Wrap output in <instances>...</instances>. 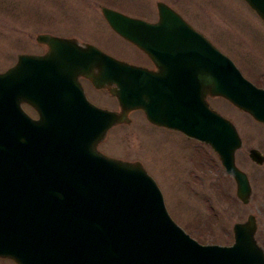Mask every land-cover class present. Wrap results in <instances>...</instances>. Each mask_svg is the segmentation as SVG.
<instances>
[{"label": "water", "instance_id": "1", "mask_svg": "<svg viewBox=\"0 0 264 264\" xmlns=\"http://www.w3.org/2000/svg\"><path fill=\"white\" fill-rule=\"evenodd\" d=\"M245 2L264 22V0ZM101 11L110 28L137 47L150 37H184L192 45L185 57L194 62L189 98L172 99L167 115L158 108L154 74L93 44L38 34L35 40L49 52L20 55L17 66L0 72V254L24 264L14 240L4 244L10 241L6 237L18 235L31 264H264L254 215L233 224L231 244L200 243L170 216L162 191L141 164L106 156L96 147L110 127L127 122L129 110L141 109L150 122L208 144L232 177L236 198L246 204L252 189L235 163L239 133L199 96H222L264 123V90L253 88L227 55L162 3L156 23L107 7ZM26 62L33 65L34 90L56 92L51 109L36 97L33 101L29 83L15 79ZM77 76L96 88L112 85L121 110L89 101ZM22 101L40 118H30ZM248 156L264 164L258 149L251 148Z\"/></svg>", "mask_w": 264, "mask_h": 264}, {"label": "rangeland", "instance_id": "2", "mask_svg": "<svg viewBox=\"0 0 264 264\" xmlns=\"http://www.w3.org/2000/svg\"><path fill=\"white\" fill-rule=\"evenodd\" d=\"M106 1L105 6L129 14L143 12L148 8L143 1L150 4L153 0ZM162 1L179 11L235 64L237 61L241 66L253 64L256 57L262 55L259 51L264 53V23L244 0ZM102 3L105 0H0V71L8 69L15 61L16 53L22 51L16 50L20 42L26 47L24 50L43 52L45 45L38 43L35 37L51 32L70 34L118 59L139 63L140 55L103 20L98 7ZM257 62L264 66V61ZM86 86L88 97L95 103L101 105L109 100L105 92H97L85 83ZM213 103L235 124L242 140L235 158L251 184V196L246 204L236 198L234 181L222 172L210 147L207 148L209 163L203 178L199 172V179L191 183L180 180L178 167L183 164L189 169L192 167L184 149L191 155L192 152L195 154V147L188 142L184 147L180 135H163L147 124L142 127V132L138 131L137 119L145 124L140 112L132 113V123L122 129L114 128L110 137H125L122 143L116 139L117 150L129 145L142 148V158L149 164L147 170L161 189L169 214L191 237L200 243L229 245L233 242V224L252 214L257 222L255 237L264 249V164L254 165L247 157L251 148L264 154V125L226 102L215 100ZM112 104L116 107L115 99ZM143 165L146 167L145 163Z\"/></svg>", "mask_w": 264, "mask_h": 264}, {"label": "flooded vegetation", "instance_id": "3", "mask_svg": "<svg viewBox=\"0 0 264 264\" xmlns=\"http://www.w3.org/2000/svg\"><path fill=\"white\" fill-rule=\"evenodd\" d=\"M102 1H104V0H102ZM106 2L107 1L105 0V3L98 4L99 5L98 7L100 9L102 17H103V14L101 11V7H107V6H105V4H107ZM143 3H145L148 6V8H147L148 11H146L147 10L146 9L143 12L137 11L138 13H129V14H127V13L125 14L123 12H121V13H123L129 17L141 19V20L149 22V23H156L159 21L158 5L162 3L166 6H168L171 10L178 13L180 16L182 15L179 11H177L171 5H169L168 3H166L162 0H153V1H150V4L147 2H144V1H143ZM107 8H110V7H107ZM153 8L155 10H153ZM110 9H113V8H110ZM113 10H115V9H113ZM116 11H118V10H116ZM131 11H133V10H131ZM128 12H130V11H128ZM154 16H156L155 19H153V20L148 19V18L154 17ZM103 20L108 25V23L106 22L104 17H103ZM52 33H54V32H51L48 34L59 36V37H64L67 39H71V40L75 41L80 46H83V44L85 43L83 41H79L76 37L71 36L70 34L63 33L61 35H57V33H55V34H52ZM39 34H41V33H39ZM175 38L176 37H154V38L150 37V39H148V40L145 39L143 41L142 47H137L133 43H131V42H129V41H127L121 37V39L123 41H125L130 46H132L134 48V50L140 55V60H139L140 62L139 63H134V62H129V63L140 66V67L144 68L147 72L154 74L153 81L157 87L156 88V101H157V104L160 106L158 108H159V110L162 109L167 115H169L172 111V110L170 111L171 100L172 99L177 100L178 98H180L182 100H185V99L188 100L189 95H190V93L188 92V89L192 88V86L194 85V83H191L193 80V76L188 72L190 69L189 65L193 66L194 62L192 60L191 61L188 60V58L185 57V55L188 51V47L192 46V45L184 37H180V41L174 40ZM205 38H207L209 41H211L209 39V37H205ZM43 45H45V44H43ZM144 46L146 47V49L143 48ZM24 48H26V47H24L22 42H20V44L18 45L16 50L22 49V51H19L16 53V59L11 64L10 67L17 66L18 57L20 55H45L49 52L47 45H45L44 51L40 52V53L33 52L30 49L24 50ZM148 51L153 53V55L155 56V61H153L151 59ZM259 53H261L262 55L258 56L256 58L261 63L262 61H264V53H262L260 51H259ZM121 60L128 62V60H125V59H121ZM257 60L255 62H253V64H246L245 63V66H241L240 63L237 61L236 66L239 69L242 76L246 80H248L251 84H253V88H260V89L264 90V66L259 65ZM189 62H190V64H189ZM32 68H33V65L26 62V65H24L20 68L22 71L15 74V79L16 80H19V79L24 80V81H26V84L29 83L27 85V86H29V91H28L29 95L32 98L36 97L37 100H41L40 103L45 105L47 109H51L49 104H50L51 99L54 98V95H56V92H51L49 87H46V88L42 87V89L34 90L35 82H34V74H33ZM193 68H194V66H193ZM5 70H7V68L0 71V72H3ZM93 73L96 74V73H99V71L93 70ZM41 80H42V78H41ZM77 81L80 83L81 87L84 89L85 95L88 98V100L91 101L93 104H95L101 108L107 109V110H112V111H120L121 110V108L118 104V101L110 93V88L113 87L112 85L105 84V86L102 88H96L92 84V82L84 76H77ZM85 83L90 85L97 92H105V94H106L105 97H106V99L108 98L109 100L106 101L105 103L101 104V105L92 101L87 95V92L85 89V88H87V86L85 87ZM36 85H39V83L37 82ZM198 86L201 88L206 87V85H204L203 83L202 84L198 83ZM256 94H257V92L253 91V98L254 97L256 98ZM199 97L207 103L208 108L215 111L216 113H218L222 117H225V116H223L218 111V109L214 106L213 101L219 100V101L226 102L229 105L234 106L231 102H229L226 98H224L222 96H211V95L207 94V95H204L203 97L202 96H199ZM113 99H115V101H116V104H117L116 107H113V104H112ZM33 101H35L34 98H33ZM164 104H165V106H164ZM20 105L30 118H32L34 120H37L40 118L38 111L30 103L22 101L20 103ZM234 107L237 108L236 106H234ZM134 112H140L142 114L144 121H145V124H142L137 119L138 125L140 126V129L138 131L142 132L144 129L142 127L147 124V125H149V127H151L150 129L159 130L163 133V135L164 134L167 135L169 133L180 135V137L183 139V141L185 143L184 147L188 146V143H191L195 147V154L192 152L191 155L188 154V151L186 148L184 149L185 156L188 158L189 163L192 164L191 165L192 167H191V169H189L184 164L180 165L178 167V171L180 173L178 178L180 180L184 181V183H186V184L191 183V181L199 179V175H198L199 172H201V175L203 178V174H204L205 170L208 168V163H209V159H208L209 152L207 150V148L209 149V145H207V144H205L199 140H196L194 138H190L178 130H174V129L168 128L166 126L154 124V123L150 122L147 119L143 110H141V109L129 110L127 112V115H126V117L128 119L127 122L117 123L107 130L104 137L97 142L96 147L100 152H102L103 154H105L107 156L118 158V159H121L124 161L140 163L143 167H144L143 163H145L146 167H144V168L146 170L149 168V164H147V160L142 158V156H143V153L141 152L142 148H140L139 146L133 147L132 145H129V146L124 147L121 150H117L115 145H117V142H119V143L124 142L125 137L122 136L124 138H119V139L116 138V139H118L117 142H115L116 139L114 138V136L110 137L111 132L113 131L114 128L119 127L122 129L123 126H129L132 123V117H131L132 115L131 114ZM253 121L256 122L257 120H255L253 118ZM259 124H261V122H259ZM262 125H264V123H262ZM186 142H188V143H186ZM236 153H235V157H236ZM247 157H248V154H247ZM217 159H218V157H217ZM235 160H236V158H235ZM218 161H219V159H218ZM249 161L251 162L250 159H249ZM219 165H220V162H219ZM254 165H257V164L254 163ZM147 166H148V168H147ZM220 169L222 170V172L224 171L222 166L220 167ZM33 181H36V180H33ZM1 232H2V227H0V244L2 241V233ZM17 236L18 235H10V237H6V238H10V241L8 242V240L6 239L4 241V244L11 243L12 240H14L12 242V246L14 248H16V252H17L16 254L19 255V257L23 260L24 264H31V261L28 260V256L30 255V252L27 250V246L25 244H20L18 242ZM0 264H19V263L10 257L2 256L0 254Z\"/></svg>", "mask_w": 264, "mask_h": 264}, {"label": "trees", "instance_id": "4", "mask_svg": "<svg viewBox=\"0 0 264 264\" xmlns=\"http://www.w3.org/2000/svg\"><path fill=\"white\" fill-rule=\"evenodd\" d=\"M225 174V173H224Z\"/></svg>", "mask_w": 264, "mask_h": 264}]
</instances>
